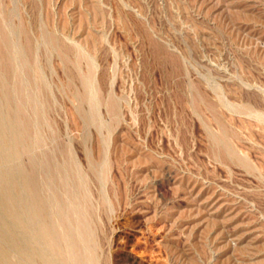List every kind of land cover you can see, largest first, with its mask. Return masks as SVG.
Returning a JSON list of instances; mask_svg holds the SVG:
<instances>
[{
	"label": "rangeland",
	"instance_id": "374dc122",
	"mask_svg": "<svg viewBox=\"0 0 264 264\" xmlns=\"http://www.w3.org/2000/svg\"><path fill=\"white\" fill-rule=\"evenodd\" d=\"M0 245L264 264V0H0Z\"/></svg>",
	"mask_w": 264,
	"mask_h": 264
},
{
	"label": "bare ground",
	"instance_id": "6f19581e",
	"mask_svg": "<svg viewBox=\"0 0 264 264\" xmlns=\"http://www.w3.org/2000/svg\"><path fill=\"white\" fill-rule=\"evenodd\" d=\"M44 230H45V229H44ZM47 232H48V231H47ZM52 241H53V240H52ZM53 244H54V243H53ZM0 246H1V245H0ZM2 246H3V245H2ZM0 248H1V247H0ZM2 248H3V247H2ZM6 249H7V248H6ZM6 249H5V250H6ZM5 253H7V252H5ZM5 253H4V254H5ZM6 256H7V255H6ZM7 260H8L7 257H6V259H5V255L0 254V264H11V263H10L11 260H8L9 262H8ZM14 264H15V263H14Z\"/></svg>",
	"mask_w": 264,
	"mask_h": 264
}]
</instances>
